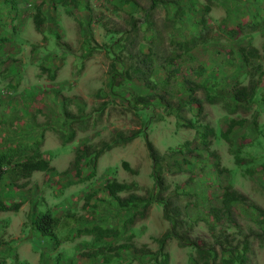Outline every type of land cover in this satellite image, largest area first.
<instances>
[{"label":"rangeland","instance_id":"374dc122","mask_svg":"<svg viewBox=\"0 0 264 264\" xmlns=\"http://www.w3.org/2000/svg\"><path fill=\"white\" fill-rule=\"evenodd\" d=\"M8 1L0 0V31L4 34L0 44L8 42L10 45L9 50L5 48L6 53L0 45V68L3 69L0 90L6 84H15V96L10 102L17 103L15 113L20 112L21 131L17 126L13 133L0 132V154L7 151V144L13 146L10 149L35 144L53 170L33 173L19 189L1 192L8 201L18 204V209L0 213V264H44L47 258L46 264H89L85 254L91 250L93 238L85 229L93 225L121 226L131 214L119 211L116 202L101 192V184L111 176L118 182H134L136 193L145 198L151 191L156 192L153 172L160 177L164 188L160 196L170 198L182 214L194 220L187 229V243L195 241L202 252L212 246L215 252L213 259L199 261L197 250L180 246L171 238L163 246L168 255L167 264H195L194 261L220 264V242L245 243L244 264H264V174L260 171L264 162V140L254 141L250 123H245L246 137L242 142L252 147L246 148V157L239 168L228 153V145L215 136L214 140L209 137L210 148L218 155L220 167L228 171L220 177L212 172L209 159L196 155H201L198 123L211 128L217 126L222 131L223 121L228 116L246 122L254 120L264 127V32L262 35L254 32L236 41L224 37L225 24L264 23V3L261 0H83L74 8L66 0H12L7 6ZM40 2L45 3L42 6L45 22L36 31L31 20L32 8ZM201 20L210 27L208 36L213 40L206 38L204 45L184 51L181 43L195 33L193 23ZM147 22L152 27L150 33L144 31ZM125 32L128 50L120 53V57L124 55L125 74L133 61L131 52L135 53L136 49L143 53L149 49L159 65L173 58L171 65L177 67V75L166 92L154 86L145 88L134 76L124 75L128 78L123 80L122 71L116 67L111 70V56L104 47L108 44L106 35L114 43L118 38L124 41ZM243 38L257 48L256 60L263 77L245 110L236 109L229 116L220 103L228 101L230 86L232 88L236 81L248 85L250 80L249 76L242 77L241 70L227 67L225 63L227 51L244 45L246 42L240 40ZM9 60L16 62L11 69L6 68ZM41 68L53 72V80H49L47 72ZM110 76L113 81L109 89ZM151 77V81L160 82L165 73L157 66ZM190 95L199 101L198 107L189 110L188 106H183L175 110L176 103L186 101ZM146 101L148 105L141 104ZM229 102L233 105L230 99ZM7 106L0 103L1 121L9 117L3 114ZM65 111L73 119H64ZM15 113L11 112V121L17 117ZM79 116L82 117L78 119ZM141 124L145 129L139 136L102 151L93 175L87 177L89 170L84 167L80 182L76 181L69 169L75 148L82 145L99 148L116 132L128 136L141 130ZM71 131L72 139L66 141ZM241 131L231 130L229 136L234 138V146L241 142ZM145 139L163 158L159 172L152 168ZM122 162L135 174L123 170ZM190 177L195 180L188 182ZM228 182L245 197L246 203L233 206L229 222L225 216L220 217L214 226V219L219 217L221 186ZM8 183L4 176L0 189ZM84 203H88L86 208H83ZM188 203L189 206H185ZM248 203L262 211V218L252 213ZM67 210L76 221H69L55 231L58 246L53 239L41 236L32 225L33 219L45 211L58 217ZM162 213V207L151 202L139 215L135 213L131 225H126L130 233L119 234L111 244L130 242L133 247L154 254L158 248L154 239L169 229ZM107 241L109 239H103L100 243ZM109 264L151 263L144 254L123 250L119 257H112Z\"/></svg>","mask_w":264,"mask_h":264},{"label":"trees","instance_id":"16d2710c","mask_svg":"<svg viewBox=\"0 0 264 264\" xmlns=\"http://www.w3.org/2000/svg\"><path fill=\"white\" fill-rule=\"evenodd\" d=\"M152 1L154 2L156 0H152ZM261 1L262 3H264V0ZM11 2L12 0H9L7 6H10ZM80 2H83V0H66V3L74 8ZM44 4H45L44 2H40L39 4L35 5L32 8L33 14L31 16V20L33 23V27L36 31H39L41 26L45 22V16L42 14V6ZM55 10H56L55 7H53V11ZM195 11L196 10H194L193 12ZM200 22L193 23V28H196V31H194L195 33L189 35V38L181 43V49H183L184 51L192 49L198 45H204L206 42V38H208V41L213 40L211 39V37L208 36V31H211L210 27L206 26L203 20H201ZM151 28L152 27L150 22H147V28L144 31L150 33V31H152ZM254 32H259V34L262 35V32H264V23H260L259 21L258 22L252 21L250 23H239L236 25L234 24L232 26L225 24L224 37L228 41H236L239 37L242 38ZM125 33L121 35H124ZM125 35L126 36H124V41H121V38H118L115 40L114 43L110 39H108L106 35L108 44L104 47L106 54L111 56V64H110L111 70L115 69L116 67L120 71H122L123 80L128 78V77L125 78L124 75L134 76V78L140 81L145 86V88H150L151 86H154L155 88L156 87L160 88L161 91L168 89L167 87H169L170 82L174 78H176L177 75L176 72L178 70L176 66L172 67L171 65V61L173 58L166 60L164 65H159L155 60L156 58L154 54L150 52L149 49H147L148 51L147 53H143L139 49H136L135 53L131 52L130 60L133 61L130 62L129 65L127 66V71L125 74L123 68L124 61L122 60V58H124V55L120 57V53L122 51L126 52L128 50L127 45L125 44V41L128 42L127 33ZM240 40H243V42L245 41L246 43L244 45H240L236 47L235 51L234 50L227 51L226 53L227 59L225 63L227 67L238 68V70H241L242 77L249 76L250 80L248 81L249 82L248 85H242L238 83V81H236L234 85H232V88L230 86L231 93L228 95V101L224 100L222 103H220L221 109L227 115L234 114L236 109L239 108H243L245 110V106L251 102L250 97L255 91L257 85L261 82L263 77L262 76L263 73L261 72V65L256 60V56L258 55L257 48L252 46L250 42L245 40L244 38ZM213 42H216V40H214ZM113 48H115L114 52H112ZM234 54H236L237 57H234ZM237 62L239 63L238 65L235 64ZM157 66L160 69H162L165 73V77H163V79L160 82H155L153 80L151 81V78H153L151 77L152 71L154 67ZM245 69L246 71L244 72ZM47 70L49 71V69L47 68H43V69L41 68V71L47 72ZM198 73H200V70L198 71ZM47 75L49 80H53L54 78L53 72L52 73L47 72ZM112 81L113 80L110 76L109 83L107 86L109 89L112 86L111 85ZM4 89L6 91L13 92L15 89V84H6ZM187 90L190 92L192 91L191 87H187ZM23 94L24 92H22V95L20 97H22ZM229 99L233 103V105L230 104ZM124 100L127 102V99ZM0 103H2L3 106L5 105L4 102L0 101ZM9 104H10V108L8 109V112H3V114H7L9 116L8 119L4 121L0 120V125H3L4 127H11L12 122L17 120V118H19L17 115H19L18 113L20 112L17 110L18 113H15V108L17 109L16 104L15 107L14 104L13 105H11V103ZM141 104L146 106L149 104V101H146ZM176 104L177 107H175V110L182 108L183 106H188L190 110L191 108L192 109L197 108L199 105V101L195 99L192 95H190L187 97L186 101L181 100ZM11 112L15 113L17 116V117H13L12 121L10 119ZM3 114L2 116H5ZM65 116L66 117L64 119L66 120L73 119V117H71L66 111H65ZM80 117L82 116H79L78 119ZM226 118L228 119L226 121H223L224 127L222 131H219L217 126L211 128L206 124L198 123L199 128H201V132L199 133L198 136L199 137L198 142L201 146L199 148L201 151V155H199L198 153L196 155L203 159L206 158L210 160V166L212 172L216 175V177H220L223 173H227L228 171L227 169L220 167L218 155L210 148L211 145H210L209 137L213 138V140L215 138H218L219 140L221 139L224 141V143L228 145V153L232 156L235 167H239V168L242 167L243 165L242 160L244 157H246L245 155L247 154L245 153L246 148L252 147L251 145H247V143L242 142L243 140H245L246 137V133L243 130L245 123H250L251 126L250 129H252L254 132V137H253L254 141L258 140V142H260L264 140V127L259 126L254 120L252 121L250 120L246 122L245 119L244 120L237 118L234 119V118H229L228 116ZM233 128L242 129L241 138L239 139L241 140V142L236 143L235 146L233 144L235 143L234 138L231 139L229 136ZM144 129H145L144 126H142L141 130H136L128 136L123 135L120 132H116L110 138L109 142L102 143L99 148H95L93 145H82L81 147L75 148L74 156L70 163L69 169L72 171L76 181L80 182L79 177L81 176L84 167L88 168L89 170L88 175H86L87 177H91L93 175L96 166V160L99 157V155L102 153V151L109 150L119 143L121 144L129 143L131 140L139 136L140 132L143 131ZM71 139H72V131L68 133V137L65 140L71 141ZM144 144L148 157L151 160L153 166L152 168L157 172H159L160 163L163 159L162 156L158 153V151L152 146V144L147 139H145ZM6 149L7 151L5 153L0 154V180L5 176L9 183L7 184V186H1L4 189H0V213L16 211L18 209V204L12 202L13 200L8 201L5 195H3L1 192H4L6 189H11V188L17 189L19 187H22L24 182L28 181V179L31 177L33 173L36 172L49 173L52 172L53 170L49 166L48 159L42 156V153L39 151L38 145L37 148L34 144L33 146L24 145L23 148L20 147L18 148L15 146L14 149H10V147ZM121 166L123 170L131 174H135L133 170L128 167L127 163L122 162ZM249 169H251V165H249ZM260 171L262 172V174H264V162L262 164ZM66 172L67 171L61 174L64 175L66 174ZM152 177H153V187L154 189H156V192L151 191L150 193H148L147 197L145 198L141 197L136 193V184L134 182H129V183L118 182L112 179L111 176L110 178H106L105 181L101 184V188H100L101 192L105 194L106 197L116 202L118 206V210L122 212H128L131 214H129V216L123 221L121 226L114 225L108 227L105 225L104 226L93 225L90 228L85 229V233L92 236L93 238L92 241L93 243H91L90 245L91 250H88V252L85 254V259L88 261L89 264L94 262H97V264H109L111 258L119 257L120 253L123 250H130L133 253L140 255L144 254L146 256V259L150 261L151 264H167L168 255L164 251L163 246L166 240L171 238L176 239L178 245L180 246L182 245L190 246V248L197 250V255H198L197 258L199 261H201V259L203 258L204 260L208 261L215 257L214 256L215 252L212 246L210 247L208 246L207 248H205V251L202 252V250L199 249L200 246H198L195 241H190V242L188 241L189 243H187L188 240V237L186 235L187 229L191 226V224L194 223V220H191L189 217L182 214L178 205L176 203L174 204L172 200H170V198L163 199L160 196L164 190L160 182V177L158 175L156 176L154 172L152 174ZM192 178L195 180V177H190L188 179V182H191ZM89 196L92 197L93 193L90 194ZM219 200H220V209L218 210L219 217H216L214 219V224H213L214 226L218 224L220 217L225 216V220L229 222L231 219L230 218L231 210L233 206L245 205L244 203H246L245 197L237 190H235L229 182L225 186L224 185L221 186V193L219 195ZM86 201H88V199H86ZM151 202L156 203L157 205L162 207L163 218L169 223L168 231H166L158 239H154V241L157 243L158 246L157 251L154 252V254H152L151 252H149L144 248L133 247L130 242H123L118 245L111 244V242L114 239H116L119 234L126 232L127 234L130 233L128 232V229H125L126 225L127 227L131 225L135 219V213L137 212L136 215H139L141 210ZM87 205L88 203H84L83 208H86ZM247 205L251 209L253 214H256L260 218H262L263 214L259 208L255 207L254 205H250L249 203ZM185 206H189V203L186 204ZM69 221H76V220L74 219L72 213H68V210L65 213V215L62 214L61 216L58 217H54L49 211H45L44 213L41 214V216L39 215V217L37 216L36 218L33 219L32 225L39 232L41 236H45L53 239L54 244L58 246L59 245L58 241H56L54 235L55 231L61 229L63 225L68 224ZM213 225L211 227H213ZM79 232L80 231H78V233ZM103 239H109V241L100 243L101 240ZM218 239L219 238H216L215 241H218ZM127 241H129V238H127ZM220 243L222 244L220 245L218 243L220 247V255H221V257L219 258L220 264L245 263L246 261L245 254L247 250L245 243L241 242V244L236 243L235 245L225 244L224 242H220ZM238 244H240L239 245L240 247L237 246ZM41 257L43 258L42 255ZM48 259L49 258L44 260V264L47 263ZM199 261H196L197 263L194 261V263L198 264ZM56 263H58V261H56Z\"/></svg>","mask_w":264,"mask_h":264},{"label":"crops","instance_id":"0c3cea01","mask_svg":"<svg viewBox=\"0 0 264 264\" xmlns=\"http://www.w3.org/2000/svg\"><path fill=\"white\" fill-rule=\"evenodd\" d=\"M13 32V31H12ZM2 33H3V31H0V38H3L4 39V34L2 35ZM0 45H3L4 47V49H3V52L4 53H6L7 52V50H5V48L6 49H8L9 50V48H10V45H9V43L8 42H5V43H1ZM0 53H1V51H0ZM8 53H9V51H8ZM0 62H2L1 61V59H0ZM9 62H12V63H9ZM9 62H8V64L6 65V68L7 69H11V68H13L14 67V63H16L15 61H13V60H9ZM14 62V63H13ZM1 64V63H0ZM3 71V69H1L0 68V72H2ZM1 92H0V101L1 102H4L5 103V105L7 104L8 106H7V108L4 110V112H8V109L10 108V104L9 103H11V105H15V104H17V103H14V102H10V98L11 97H13V96H15V94H14V92H15V89H14V91L12 92V91H6L5 89H3V90H0ZM18 113V112H17ZM19 115H20V113H18ZM19 115H17L19 118H18V120H15V121H13L12 122V124H11V127H4L3 125H0V132H4V131H10V133H13L14 131H16L15 130V127H19V130L21 131V128H20V120H21V116H19ZM13 135V134H12ZM10 137H8L7 139H9ZM7 146H9V147H13L11 144H7ZM15 147V146H14ZM20 188V187H19ZM19 188H17V189H19ZM15 190V189H14Z\"/></svg>","mask_w":264,"mask_h":264}]
</instances>
